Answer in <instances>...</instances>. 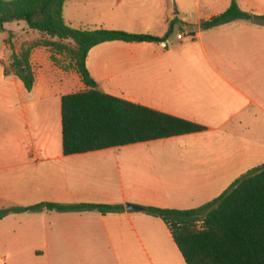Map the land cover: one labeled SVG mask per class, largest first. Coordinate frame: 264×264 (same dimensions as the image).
<instances>
[{
	"label": "crops",
	"instance_id": "crops-1",
	"mask_svg": "<svg viewBox=\"0 0 264 264\" xmlns=\"http://www.w3.org/2000/svg\"><path fill=\"white\" fill-rule=\"evenodd\" d=\"M235 1L241 11L264 17L263 8ZM230 2L67 0L63 18L75 29L161 38L175 21L163 43L93 47L86 68L101 92L205 128L70 156L62 153L61 98L84 85L64 69V57L55 56L54 64L51 51L39 47L30 55L35 84L27 91L10 70L11 58L40 35L23 22L3 26L0 210L59 204L120 205L123 211L9 214L0 220L1 261L185 264L162 221L125 206L196 209L264 164V25L233 20L202 28Z\"/></svg>",
	"mask_w": 264,
	"mask_h": 264
},
{
	"label": "trees",
	"instance_id": "trees-1",
	"mask_svg": "<svg viewBox=\"0 0 264 264\" xmlns=\"http://www.w3.org/2000/svg\"><path fill=\"white\" fill-rule=\"evenodd\" d=\"M67 0H0V31L8 23L23 22L39 39L23 44L11 58L10 70L27 91L34 84L30 55L35 48L51 51L68 62L85 90L61 98V144L64 156L85 154L109 148L146 143L197 133L204 127L101 92L91 78L86 59L100 44L163 43L172 33L175 21L161 37L121 31L81 30L69 27L63 18ZM233 20L264 25V17L247 14L235 0L220 15L202 24L203 29ZM96 210L102 215L123 211L120 205L40 204L29 208L0 210V220L9 214ZM143 213L166 226L185 264H264V164L247 172L219 197L192 210L143 207Z\"/></svg>",
	"mask_w": 264,
	"mask_h": 264
},
{
	"label": "rangeland",
	"instance_id": "rangeland-1",
	"mask_svg": "<svg viewBox=\"0 0 264 264\" xmlns=\"http://www.w3.org/2000/svg\"><path fill=\"white\" fill-rule=\"evenodd\" d=\"M204 1L205 0H201V6L203 7L204 6ZM217 1H222V0H217ZM245 1L244 3H247L250 5V7H252L253 9H261L263 8L264 9V0H243ZM243 2L240 1L239 4L244 8V3L242 4ZM249 7V8H250ZM247 7H245L246 9ZM262 9V10H263ZM68 21V20H67ZM20 258H18L17 260H14V261H1L0 260V264H38V262H27V261H24V260H19Z\"/></svg>",
	"mask_w": 264,
	"mask_h": 264
},
{
	"label": "water",
	"instance_id": "water-1",
	"mask_svg": "<svg viewBox=\"0 0 264 264\" xmlns=\"http://www.w3.org/2000/svg\"><path fill=\"white\" fill-rule=\"evenodd\" d=\"M125 209L128 211H138V212H143V208L135 205H126Z\"/></svg>",
	"mask_w": 264,
	"mask_h": 264
},
{
	"label": "built area",
	"instance_id": "built-area-1",
	"mask_svg": "<svg viewBox=\"0 0 264 264\" xmlns=\"http://www.w3.org/2000/svg\"><path fill=\"white\" fill-rule=\"evenodd\" d=\"M183 36L184 35L181 33V34H178L176 38H177V40H182ZM164 47H165V45H164Z\"/></svg>",
	"mask_w": 264,
	"mask_h": 264
}]
</instances>
